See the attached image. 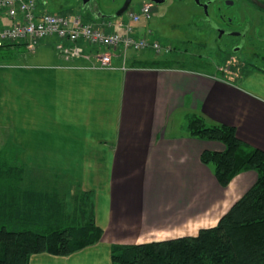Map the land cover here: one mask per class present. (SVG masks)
<instances>
[{
  "label": "crops",
  "instance_id": "obj_1",
  "mask_svg": "<svg viewBox=\"0 0 264 264\" xmlns=\"http://www.w3.org/2000/svg\"><path fill=\"white\" fill-rule=\"evenodd\" d=\"M12 23L0 8V28ZM59 43L50 36L33 51L24 43L0 47V151L18 152L37 169L73 175L95 193V221L103 235L69 255L34 254L30 264H115L114 244L142 243L146 232H181L182 221L172 213L149 225L138 221L134 209L127 210L140 207L132 203L136 199L153 197L138 192L134 177L143 168L149 175L139 181L143 184L169 187L206 177L221 212L214 224L203 227L216 225L256 183L257 172L247 170L222 186L201 154L223 151L224 143L167 128L177 112L201 114L210 123L234 126L241 140L264 150V64L244 62L230 75L219 67V73H206L170 65L173 60L148 48L153 57L116 51L111 66L101 67V47L82 43L84 52L75 56L70 54L74 43L63 42L69 51ZM161 60L165 63H156Z\"/></svg>",
  "mask_w": 264,
  "mask_h": 264
},
{
  "label": "trees",
  "instance_id": "obj_2",
  "mask_svg": "<svg viewBox=\"0 0 264 264\" xmlns=\"http://www.w3.org/2000/svg\"><path fill=\"white\" fill-rule=\"evenodd\" d=\"M187 128L192 137L224 143L223 151L205 150L201 154L202 162L213 169L222 186L227 187L247 170L257 172L256 183L216 225L201 228L196 235L114 244V263L264 264V150L241 140L234 126L210 123L201 114H191ZM20 171L17 169L12 175L3 173L5 177L0 174V264H29L31 256L41 252L69 255L101 239L103 230L95 221L94 202H87V208L76 209L79 227L66 228L62 223V201L47 187L35 189L31 181L24 188L23 177L18 175L22 168ZM9 177L14 178L13 183ZM4 178L7 186L3 184ZM83 196L88 201L90 197L93 200L94 194L85 191Z\"/></svg>",
  "mask_w": 264,
  "mask_h": 264
},
{
  "label": "rangeland",
  "instance_id": "obj_3",
  "mask_svg": "<svg viewBox=\"0 0 264 264\" xmlns=\"http://www.w3.org/2000/svg\"><path fill=\"white\" fill-rule=\"evenodd\" d=\"M39 2L51 12L67 15L80 14L84 18V20L88 17L87 15H90V13H92V11L94 10L111 15L119 9L118 4H116L113 0H90L87 7L83 5L81 0H39ZM144 2L145 0H134L132 5L127 9V12L129 10L134 9L139 10L140 5H142ZM152 13L153 14L150 18H142L137 23L138 34L139 36H148L150 35L149 30H151L154 37L161 44L170 47L171 49L169 52H162L163 56H165L164 59L166 61L173 60L170 61L173 63L170 65L175 64L182 67L203 71L206 73H219V71H217L219 67L220 71L229 75L232 73L233 70H238L241 67V64L244 62H248L252 65H255L253 62L249 61V58L240 56L235 53H229L226 55L225 52H223L221 49V51L217 50V48L215 47V42L208 39L207 36L204 34L206 31L205 28L196 26V24L192 22L190 17V11L184 5L179 6L177 4L174 7L167 5L162 6L160 8H157V6L153 5ZM126 15L127 14H125L124 17H126ZM43 44L44 43L40 44L38 48L39 50L42 49ZM119 52H121V50H119ZM133 53H140L139 55L144 58L153 57L155 54V52L151 49H146L143 51H135L133 49L128 50V54ZM254 62H256L257 64H264L263 60L258 61L256 59ZM156 63L161 65L165 62L161 60V62ZM187 121L188 117L186 116V113L177 112L172 116L167 128V132L171 133L173 130L176 131L177 134L187 133ZM22 160L23 158H21V155L18 152L17 154H15V152H9L6 149L0 151V174L2 173L1 176L5 177L4 174H16L17 169L19 170V172H21L20 169L22 168L23 172L18 175H20V177H23V187L24 185H26V183L28 184V182L30 181L34 183L33 186L37 190L44 189V187H47V190L55 193L59 201H62L63 203V206L65 208V215L62 219V223L65 225V227H74V229L79 227V214L78 212H76V209H78V207H80L81 209L83 207L87 208L85 204H87V202H94V196L93 200H91L92 197H90V199L87 201L85 196H83L86 190L82 185H79L76 181H74V176L70 173H52L50 172V169H37L34 166L23 162L24 160ZM9 179V182L13 183L14 178L9 177ZM5 180L6 178L3 179V184L7 186L8 184L5 183ZM12 187H14V185H12ZM1 192L2 194H4L5 189ZM218 203L219 200L214 203V206ZM205 218H207V214ZM192 219H194V221H197L199 219V221L201 222L204 217L193 216ZM206 222L208 224V222L210 221L206 220ZM211 222H213L212 224H214L216 221ZM66 224H72V226H68ZM182 227H185V225H182ZM199 230L200 229H198V231ZM181 233L179 231H172L166 233L146 232L142 235L140 240L143 241L142 243H144L170 238H177L179 236L185 235H196L198 232H186L188 234Z\"/></svg>",
  "mask_w": 264,
  "mask_h": 264
},
{
  "label": "built area",
  "instance_id": "obj_4",
  "mask_svg": "<svg viewBox=\"0 0 264 264\" xmlns=\"http://www.w3.org/2000/svg\"><path fill=\"white\" fill-rule=\"evenodd\" d=\"M0 8L13 19L11 25L0 28V47L10 43H24L33 51L42 40L57 36L60 39V49L69 51L63 44L64 41L74 43L70 54L75 56L84 52L82 43L101 47V67L111 66L113 56L119 50L122 54H126L129 49L170 51L169 47H164L154 38L151 30L148 36L138 34L137 23L153 14V5L150 3H143L139 10H129L122 16L97 22L85 21L80 14L51 12L39 0H0Z\"/></svg>",
  "mask_w": 264,
  "mask_h": 264
},
{
  "label": "flooded vegetation",
  "instance_id": "obj_5",
  "mask_svg": "<svg viewBox=\"0 0 264 264\" xmlns=\"http://www.w3.org/2000/svg\"><path fill=\"white\" fill-rule=\"evenodd\" d=\"M81 1L85 7L90 2ZM113 1L119 9L127 2ZM133 2L129 1V7ZM145 3L157 8L184 5L190 11L192 22L205 28L204 34L215 42L217 50H222L226 55L238 54L251 62L256 59L264 61V0H145ZM103 15V12L97 11L87 16Z\"/></svg>",
  "mask_w": 264,
  "mask_h": 264
},
{
  "label": "bare ground",
  "instance_id": "obj_6",
  "mask_svg": "<svg viewBox=\"0 0 264 264\" xmlns=\"http://www.w3.org/2000/svg\"><path fill=\"white\" fill-rule=\"evenodd\" d=\"M156 173L157 172L155 171L154 174ZM148 176L147 170L143 168V170H140L134 178L142 181L147 180ZM139 181L138 192L153 197L136 199L135 202L132 203L135 205L142 203L140 207H129L127 210L134 209V214H137L139 218L141 217L138 221L144 222V224L153 225L156 220H163L166 216H169L172 213L173 218H179V221H182L180 223L182 233H180L188 234L189 232L193 233L197 231L201 226H209L213 223L211 221H216L221 212V208H217L216 205L214 206V203L219 197L214 195L213 190L210 188L211 185L208 184L206 177L199 178V181L196 182L191 180L183 181L181 184H177L180 182H174L169 187L162 184H152L148 181H144L143 184ZM166 195H176L175 200L162 202L160 199H166ZM160 204L161 208L158 207ZM157 208L159 209L157 210ZM206 214L207 218H205ZM193 216H203L204 219L201 222L199 219L194 221V219H192ZM206 220L210 222L207 224ZM182 225H185V227H182ZM163 232L166 233V231Z\"/></svg>",
  "mask_w": 264,
  "mask_h": 264
},
{
  "label": "water",
  "instance_id": "obj_7",
  "mask_svg": "<svg viewBox=\"0 0 264 264\" xmlns=\"http://www.w3.org/2000/svg\"><path fill=\"white\" fill-rule=\"evenodd\" d=\"M129 1L130 0H127V2L120 9H118L114 14H111V15L105 14V17H113L115 15L116 16L122 15L129 8Z\"/></svg>",
  "mask_w": 264,
  "mask_h": 264
}]
</instances>
